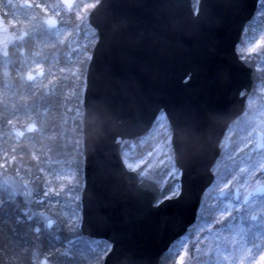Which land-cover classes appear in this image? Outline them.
Masks as SVG:
<instances>
[{"label": "water", "instance_id": "95a60500", "mask_svg": "<svg viewBox=\"0 0 264 264\" xmlns=\"http://www.w3.org/2000/svg\"><path fill=\"white\" fill-rule=\"evenodd\" d=\"M75 1L60 0L66 9ZM99 3L87 13L97 38L82 92L79 229L110 246L115 242L112 256L105 261L104 255L101 264H113L122 254L142 264H159L194 223L203 193L216 181L212 168L221 140L245 110L256 59L241 58L236 45L258 0H197L196 9L192 0H103L104 7ZM121 21L116 30L114 25ZM45 23L56 27L57 19L48 16ZM14 41L0 10V54L7 56ZM99 97L107 98L113 113L103 138L97 136L85 104ZM161 112L171 130L179 191H184L182 198L171 200L161 197L156 177L128 169L121 155L124 141L150 132ZM208 112L216 118L207 120ZM177 116L188 119L183 135L173 126ZM263 137L257 130V149H264ZM263 193L264 184L258 183L243 201ZM237 194L235 189V199ZM39 264L51 263L42 257Z\"/></svg>", "mask_w": 264, "mask_h": 264}, {"label": "trees", "instance_id": "16d2710c", "mask_svg": "<svg viewBox=\"0 0 264 264\" xmlns=\"http://www.w3.org/2000/svg\"><path fill=\"white\" fill-rule=\"evenodd\" d=\"M29 1L30 7L25 1L8 0L9 3L4 4V0H0L1 12L6 20H14L11 29L16 34L8 56L0 55V264H38L43 256L52 264H101L102 258L89 248L90 240L79 230V219L68 221V215L74 212H66L64 197L47 192L49 178L54 175L58 162L74 153L75 137L79 138L78 150L81 151V94L88 58L80 64L83 68L78 82L57 75L55 69L70 61L72 54L62 56L69 42L76 36L81 40L85 28H90L86 14L76 16V6L95 4L98 0H76L70 10L59 0ZM45 10H59V27L71 31L62 44L42 48L43 38L52 33L44 23ZM250 35L255 39L260 34L255 28L244 37ZM91 47L92 44L89 52ZM57 52L60 60L51 62ZM256 52L252 55L258 58L260 66L255 84L261 88L264 87V48ZM36 62L44 66L45 74L49 71L51 75L56 73L55 76L49 80L48 76L41 77L38 70L41 80L34 84L33 75L29 77L26 71ZM71 86L78 91L69 97L66 91ZM127 144H123L122 151ZM74 155L82 160V154ZM81 165L82 161L76 163L82 182ZM156 174L153 175L157 177ZM176 181L173 179L161 188V197L172 191V183ZM75 207L79 209V199ZM45 215L55 219L50 226L48 220H44ZM168 253L163 254L159 264L166 263Z\"/></svg>", "mask_w": 264, "mask_h": 264}, {"label": "rangeland", "instance_id": "374dc122", "mask_svg": "<svg viewBox=\"0 0 264 264\" xmlns=\"http://www.w3.org/2000/svg\"><path fill=\"white\" fill-rule=\"evenodd\" d=\"M24 1L19 0V3ZM8 3V0H4V4ZM196 3L197 0H193L195 8ZM92 5H94L93 2L81 7L77 5L76 16L87 14ZM45 12L47 13L45 18L48 15H53L58 19L59 10L54 12L45 10ZM29 15L31 16V13ZM33 15L35 14L33 13ZM6 21L10 27L14 23L11 18ZM262 27L261 35L255 39L243 37L242 42L236 47L240 56L251 57L252 53H258L256 51L259 48H264V25ZM70 31L67 27H60L50 34H45L47 37L43 38L41 42L42 48L53 44H62L67 40ZM95 40L93 29L87 27L81 40L78 41V36H76L70 41L68 50H63L62 56L67 57L71 54L72 56L68 59L70 61L61 63L55 69L57 75L68 76L78 82L82 74L81 68H83V65L80 64L89 57L88 47ZM58 60H60V56L57 52V55L51 57L50 61L57 62ZM259 66L260 62L257 58V69ZM38 70H43L40 74L41 77L48 76L49 80L56 74L51 75L52 72L49 73V71L48 74H45L43 65L38 62L33 63L26 71V75L28 73L33 75L34 84L41 80L38 78ZM77 91L75 86H71L66 93L71 97ZM66 115L70 114L66 113ZM72 118L74 120L75 115ZM258 129L264 130V87L260 88V86L255 88L252 98L248 99L245 114L235 120L221 140L220 154L213 169L215 175H218L217 180L203 193L199 214L194 223L187 229L186 234L168 249L169 253L165 264H181V262L182 264L185 262L191 264H256V261L259 260V255L264 252V193L256 195L255 199L250 198L247 202L242 201L249 189L257 183H264V175L259 174L260 168L264 165V152L254 153L252 151L256 150L255 134ZM39 134L43 138L42 132L39 131ZM170 137L171 132L167 119L160 115L147 135L137 140H126L124 143L128 144L122 152L123 162L128 169L135 170L138 174L146 171L152 174L157 172L156 178L160 188L166 183L172 182L173 179H177L172 183V191L167 195L168 197L179 191L178 178L180 174L173 161ZM78 141L79 138L75 137L74 153L58 162V166L54 169V175L49 178V186H47V192H54L60 194L62 198L64 197L63 202L68 209L66 212L73 210V215H68V221L80 219V207L79 209L75 207L80 198L82 187L76 166V163L82 160L74 155L76 152L82 154V151L78 150ZM80 174L82 177V169ZM234 189L239 192L238 200L234 199ZM220 192H223L222 196H219ZM66 212L63 215H66ZM222 213H224L223 218H221ZM45 216L44 220L50 221V225L54 223V217ZM84 237L90 240L88 241L89 248L103 258L108 250L105 245L110 247V242ZM76 244H78L77 241ZM254 245V255L250 257L248 250L252 249Z\"/></svg>", "mask_w": 264, "mask_h": 264}, {"label": "snow or ice", "instance_id": "6c2138e0", "mask_svg": "<svg viewBox=\"0 0 264 264\" xmlns=\"http://www.w3.org/2000/svg\"><path fill=\"white\" fill-rule=\"evenodd\" d=\"M227 2L229 4H233L234 0H227ZM91 7L95 9L97 8V5H92ZM99 7H104L103 0H100ZM122 24H123V21L116 23L114 25V28L116 30H119ZM187 79H190V77H187L185 79V82H187ZM239 94L241 96L244 95L243 92ZM85 104L88 110V117L90 118L91 122L95 126V131H96L97 136L99 138H103V136L106 135V131H107V128H106L107 121L113 118V113H112V109L109 104V101L105 97H99V98L91 99V100L88 99L87 101L85 100ZM215 118H216L215 113L208 112L206 114V119L209 121ZM173 126L175 128L177 135H183L189 129L188 119L186 117L177 116L176 118L173 119ZM183 193L184 191L183 189H181L180 191L174 192L173 195L167 197V199L171 200V199H176V198H182ZM45 195H47V193H45ZM253 199H255V196H253ZM225 212H227V209H225ZM223 215L224 213L221 214V218H223ZM252 219H255V217H252ZM257 235H259V233H257ZM105 247L106 249H108L105 253V257H106L105 261H106L113 254V251L115 249V242H113V244L110 247L107 244L105 245ZM254 249H255V245L253 246L252 249L248 250V255L250 257L254 255ZM113 264H142V262H136V261L130 260L129 256L122 254L113 259ZM256 264H264V252H262L259 255V260L256 261Z\"/></svg>", "mask_w": 264, "mask_h": 264}, {"label": "flooded vegetation", "instance_id": "af4514ba", "mask_svg": "<svg viewBox=\"0 0 264 264\" xmlns=\"http://www.w3.org/2000/svg\"><path fill=\"white\" fill-rule=\"evenodd\" d=\"M259 14V15H258ZM264 25V0H260L258 3V10L255 13V15L246 23V25L244 26L243 32H242V39L240 42H242L244 35L247 33L249 34L250 30L253 31V29L257 28V30L259 31V34L261 35L262 31H263V26ZM259 35V36H260ZM249 38H251L253 40V36H247ZM29 77H31V74L28 75ZM256 84H254L253 89L251 91L250 94V98H252L253 96V92L256 88ZM237 199H239V192L237 194Z\"/></svg>", "mask_w": 264, "mask_h": 264}]
</instances>
